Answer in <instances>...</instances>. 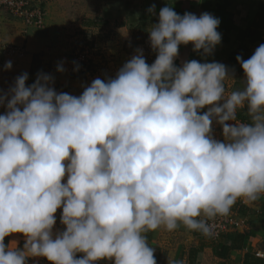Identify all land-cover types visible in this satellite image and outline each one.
<instances>
[{"label":"clouds","instance_id":"obj_1","mask_svg":"<svg viewBox=\"0 0 264 264\" xmlns=\"http://www.w3.org/2000/svg\"><path fill=\"white\" fill-rule=\"evenodd\" d=\"M219 25L168 4L148 28L151 65L137 49L80 95L43 72L0 94V264H157L147 233L182 224L211 236L209 221L264 195V44L236 57L244 78L231 91L235 70L220 62L175 64L181 46L211 56ZM17 234L22 248L5 243Z\"/></svg>","mask_w":264,"mask_h":264},{"label":"crops","instance_id":"obj_2","mask_svg":"<svg viewBox=\"0 0 264 264\" xmlns=\"http://www.w3.org/2000/svg\"><path fill=\"white\" fill-rule=\"evenodd\" d=\"M31 1L34 5H42L46 11L42 29L27 28L21 20L5 11L0 12V94L7 93L18 76L27 73V84L31 85L37 74L43 72L54 77L53 87L57 92L80 95L84 86L90 85L95 78H114L137 49L143 50L146 62L151 65L156 53L145 47L149 39L148 28L158 22L160 9L168 4L180 15L189 12L200 16L207 12L220 20L217 31L222 39L211 56L205 58L194 52L192 45L181 46L175 64L179 67L190 60L220 62L235 70L237 82L235 85L226 84L229 91L242 87L240 81L244 78L236 57L249 58L260 44H264V0ZM152 5H155V15L148 12ZM85 27L88 30L83 31ZM84 33L91 35L86 44L94 54L89 77L74 72L71 63L73 52L82 45L72 47L70 43L83 44ZM7 45L23 50L24 56L7 53L4 50ZM59 45L65 46L63 50ZM8 61H11L12 68L5 71L4 65ZM61 63L65 68L63 73L57 71ZM4 112L5 108L0 107V114ZM237 118L247 120L246 112L238 111ZM214 131L217 138L222 139L217 127ZM241 202L238 200L232 208L239 210L243 226L229 231L223 239L213 240L188 230L182 224L174 231L161 227L147 233L157 264H177L180 261L183 264H264V195L255 202ZM56 220L55 230H64L60 214L56 215ZM10 241H17L18 247H23V237L18 234L6 237L5 243ZM28 264L48 263L42 258H29Z\"/></svg>","mask_w":264,"mask_h":264},{"label":"built area","instance_id":"obj_3","mask_svg":"<svg viewBox=\"0 0 264 264\" xmlns=\"http://www.w3.org/2000/svg\"><path fill=\"white\" fill-rule=\"evenodd\" d=\"M2 11L21 20L27 28L42 29L45 26V9L42 5H34L31 0H0V12ZM145 47L148 50L152 49L149 39H147ZM4 50L7 53L24 56L23 50L12 45L5 46ZM93 59L94 54L90 47L85 46L77 50L71 59L74 72L89 77L93 67ZM77 66L79 67L78 71L75 70ZM216 127L217 130L221 132V129L218 126ZM241 204H244V202H241ZM57 213L61 215V210H58ZM209 223L215 224V228L213 229V234L206 237H210L213 240H219L223 234L232 230H237L243 226L239 214L234 208L231 209L227 216H217L213 221H209ZM259 256L261 257L262 255L259 254ZM42 259L49 264L46 259Z\"/></svg>","mask_w":264,"mask_h":264},{"label":"rangeland","instance_id":"obj_4","mask_svg":"<svg viewBox=\"0 0 264 264\" xmlns=\"http://www.w3.org/2000/svg\"><path fill=\"white\" fill-rule=\"evenodd\" d=\"M42 3H43V2H42ZM87 23H88V22L86 21L85 24H87ZM86 30H88V29H86V27H85V28L83 29V31H86ZM81 36H83V35H81ZM84 36H86V37L83 39L84 41H82L83 44H81V42H80V44H76V43H73V44H72V43H70V44L72 45V47H73V45H75V46H80V45H82L80 48H82V47H84V46H88V44H86V43H88V41H89L87 38H88V37L91 38V35H90V33H86V35H85V33H84ZM84 36H83V37H84ZM87 40H88V41H87ZM79 41H81V40L79 39ZM59 47H61L62 50H63V48H64L65 46H62V45L60 46V45H59ZM80 48H79V49H80ZM62 50H61V51H62ZM64 50H65V49H64ZM73 54H74V52H73ZM56 215H58V213H56Z\"/></svg>","mask_w":264,"mask_h":264},{"label":"trees","instance_id":"obj_5","mask_svg":"<svg viewBox=\"0 0 264 264\" xmlns=\"http://www.w3.org/2000/svg\"><path fill=\"white\" fill-rule=\"evenodd\" d=\"M243 59H248V58H243ZM232 63L234 62V60L233 59H231L230 60ZM236 211V210H235ZM237 212H238V214H239V210H237ZM228 233V232H227ZM226 234V233H225ZM225 234H223L220 238H222V237H224L225 236ZM223 239V238H222Z\"/></svg>","mask_w":264,"mask_h":264}]
</instances>
